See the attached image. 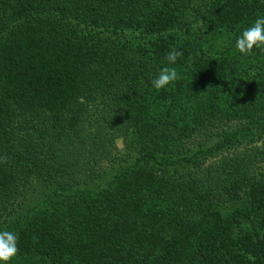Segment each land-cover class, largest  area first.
<instances>
[{
    "label": "trees",
    "instance_id": "1",
    "mask_svg": "<svg viewBox=\"0 0 264 264\" xmlns=\"http://www.w3.org/2000/svg\"><path fill=\"white\" fill-rule=\"evenodd\" d=\"M261 16L264 0H0L9 264H264V50L235 48ZM173 48L181 79L156 91ZM213 64L228 85L195 88Z\"/></svg>",
    "mask_w": 264,
    "mask_h": 264
},
{
    "label": "clouds",
    "instance_id": "2",
    "mask_svg": "<svg viewBox=\"0 0 264 264\" xmlns=\"http://www.w3.org/2000/svg\"><path fill=\"white\" fill-rule=\"evenodd\" d=\"M235 48L242 55H251L253 50H264V16L257 17L250 26L241 30L235 40ZM183 55L182 51L171 49L166 57V64L156 77L151 81L152 87L159 91L166 89L181 79L180 73L171 65H174L178 58ZM0 163H7V157H0ZM18 236L11 231H0V264H9L17 256Z\"/></svg>",
    "mask_w": 264,
    "mask_h": 264
},
{
    "label": "rangeland",
    "instance_id": "3",
    "mask_svg": "<svg viewBox=\"0 0 264 264\" xmlns=\"http://www.w3.org/2000/svg\"><path fill=\"white\" fill-rule=\"evenodd\" d=\"M239 27V25H237ZM222 71L220 70L219 66L213 64V65H208L202 69H199V71L195 72V76L196 80H194V78H192L194 83V87L195 88H206L207 91H209V89L212 90V92H217L220 91L221 89L225 88L228 85L227 80H229L228 78H226V80L224 78H222L221 75ZM188 95L185 96V98H187ZM208 96L204 97L202 100H207ZM118 147H121V141L118 140L117 142ZM109 171L110 169L107 171V173H104L103 177H101L100 179H97L96 181H94L93 183H91L88 188H90L91 190L95 191V189H98L100 186H103L109 176ZM50 208H48L49 210ZM34 215V214H33ZM16 258V257H15Z\"/></svg>",
    "mask_w": 264,
    "mask_h": 264
}]
</instances>
